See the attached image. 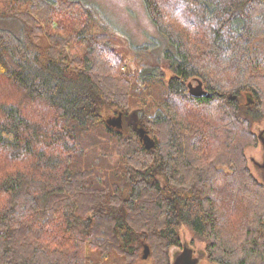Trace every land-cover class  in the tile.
Masks as SVG:
<instances>
[{
  "label": "trees",
  "instance_id": "1",
  "mask_svg": "<svg viewBox=\"0 0 264 264\" xmlns=\"http://www.w3.org/2000/svg\"><path fill=\"white\" fill-rule=\"evenodd\" d=\"M15 3L0 11L21 26L0 25V264H134L144 244L170 264L183 227L211 263L264 264V185L245 152L264 119V0H143L167 46L150 62L148 44L132 48L146 59L133 77L106 36L73 27L104 21L90 4ZM38 22L79 40L76 65L41 45ZM135 93L153 114L127 112Z\"/></svg>",
  "mask_w": 264,
  "mask_h": 264
},
{
  "label": "rangeland",
  "instance_id": "2",
  "mask_svg": "<svg viewBox=\"0 0 264 264\" xmlns=\"http://www.w3.org/2000/svg\"><path fill=\"white\" fill-rule=\"evenodd\" d=\"M88 4H90L97 12L99 11L104 18V21H98L97 23L90 20V22H86L82 27L79 26L76 21H73V27H76L77 31L82 32L83 37H87V34L90 35H103L106 44L108 47L113 49L122 59L123 65L121 68V72L126 75L127 77H133L141 70L142 63L146 61L144 58H135V56L131 53V49L135 48L136 46L148 44L149 51L146 55L147 61L150 62L151 59L153 60L154 55H161L165 47L167 46V42L164 40V37L159 33L155 25L149 19L147 12L144 7L143 0H82ZM15 0H0V11H13L16 9ZM7 13V12H5ZM82 13L78 10L79 22L81 23L84 19L81 16ZM8 23V24H7ZM40 24V32L41 38L40 43L43 46H46L47 49L52 50L55 49L57 51H61V53H65L66 61L71 63L72 66L75 64L74 57L76 53L79 55L80 53V43L79 40L73 37L70 34H66V32H61L58 28L54 26L50 27L45 22H38ZM1 26L9 25L15 31H20V23H15L13 21H2ZM105 25V26H103ZM81 27V28H80ZM66 39V44L64 46L61 45V42ZM260 40V39H258ZM65 51V52H63ZM264 52V50H262ZM153 54V56H152ZM152 56L153 58H151ZM162 72L161 80H155L152 82V86L155 88H159L160 84L167 85L168 81L173 75V72L167 67L164 63L159 70ZM196 78H190L188 83L191 82L193 85L197 84ZM200 81V80H199ZM187 83V87H188ZM203 87V85H202ZM189 90V88H188ZM147 97V96H146ZM131 105L128 108L127 112H132L136 110H141L143 114L151 115L154 113L155 105L153 104L154 101L149 102L145 100L143 95L133 94L131 97ZM146 101V103H145ZM138 112V111H137ZM105 119L109 120L113 126H116L120 130L122 128L121 124H117L118 113L114 112L113 110L106 112ZM122 120V119H121ZM139 114L137 113L135 118L136 127L133 128V124L131 121L128 123L132 126L134 131L136 132L139 128ZM252 131L256 134L257 131L261 128H264V119L258 123L252 125ZM149 133V132H148ZM136 134V133H135ZM150 135V134H149ZM153 137L152 135H150ZM246 156L248 159L249 167L252 171L253 165L251 164V159L254 158L259 160L262 158V150L261 146L259 145V140L257 137V142L255 146H249L245 150ZM120 156V154H119ZM253 173V171H252ZM91 220V217H88L87 224ZM184 238V244L187 247H190L194 250V254L198 251L204 250V242L199 237L195 236L190 230L186 229L185 227L180 229L179 235ZM179 249V248H178ZM177 249V250H178ZM176 250V249H175ZM142 251L143 246L140 247V256L134 264H155V260L151 258H142ZM98 255L92 256V264L95 262L98 264H107L104 263L102 260L99 259ZM113 263H119L118 260L113 259ZM207 257L204 255L200 264H207ZM95 263V264H96ZM209 264V263H208Z\"/></svg>",
  "mask_w": 264,
  "mask_h": 264
},
{
  "label": "water",
  "instance_id": "3",
  "mask_svg": "<svg viewBox=\"0 0 264 264\" xmlns=\"http://www.w3.org/2000/svg\"><path fill=\"white\" fill-rule=\"evenodd\" d=\"M189 93L195 96H202L207 95L209 96V93L206 92V90L202 87L201 81L197 80V84L193 85L191 82L188 83ZM230 98H234V96H231ZM250 101V100H249ZM117 124H121V113L118 114V118L116 121ZM139 134L140 140H142L143 144L147 148H151L154 146V140L148 135L147 131L140 127L137 130ZM257 137L259 140V145L261 146L262 150V158L259 160L254 159L253 157L251 159V164L253 165V174L254 176L264 185V128H261L257 131ZM160 181L162 183V186H165V182L160 178ZM90 220V219H89ZM150 252L149 246L147 244L143 245V251H142V258L145 259L148 257ZM170 264H174L173 258L170 257ZM209 264H222V263H209Z\"/></svg>",
  "mask_w": 264,
  "mask_h": 264
},
{
  "label": "flooded vegetation",
  "instance_id": "4",
  "mask_svg": "<svg viewBox=\"0 0 264 264\" xmlns=\"http://www.w3.org/2000/svg\"><path fill=\"white\" fill-rule=\"evenodd\" d=\"M182 232L183 231L181 230V235L178 236V243L170 249V257L173 258L174 264H200V261L202 260V257L204 255L208 257L207 250H205L204 247L203 252L198 251L195 255L194 250L184 244L185 240L182 237ZM207 262L211 263L210 261H208V259Z\"/></svg>",
  "mask_w": 264,
  "mask_h": 264
}]
</instances>
